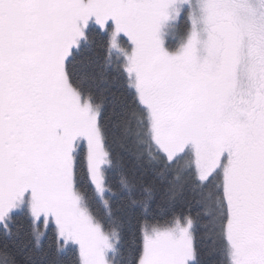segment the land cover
<instances>
[{
	"label": "snow or ice",
	"instance_id": "obj_1",
	"mask_svg": "<svg viewBox=\"0 0 264 264\" xmlns=\"http://www.w3.org/2000/svg\"><path fill=\"white\" fill-rule=\"evenodd\" d=\"M0 264H264V0H0Z\"/></svg>",
	"mask_w": 264,
	"mask_h": 264
}]
</instances>
